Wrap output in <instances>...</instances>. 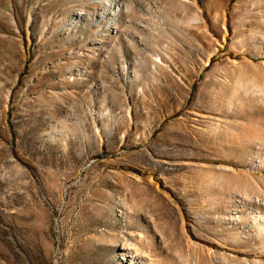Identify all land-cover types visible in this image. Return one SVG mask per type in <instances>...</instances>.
<instances>
[{
    "label": "rangeland",
    "instance_id": "374dc122",
    "mask_svg": "<svg viewBox=\"0 0 264 264\" xmlns=\"http://www.w3.org/2000/svg\"><path fill=\"white\" fill-rule=\"evenodd\" d=\"M0 264H264V0H0Z\"/></svg>",
    "mask_w": 264,
    "mask_h": 264
}]
</instances>
